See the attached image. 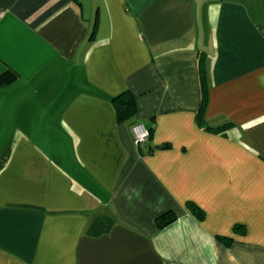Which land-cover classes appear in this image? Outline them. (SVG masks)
Segmentation results:
<instances>
[{
    "label": "crops",
    "instance_id": "crops-1",
    "mask_svg": "<svg viewBox=\"0 0 264 264\" xmlns=\"http://www.w3.org/2000/svg\"><path fill=\"white\" fill-rule=\"evenodd\" d=\"M7 69L0 264H264V0H0Z\"/></svg>",
    "mask_w": 264,
    "mask_h": 264
},
{
    "label": "trees",
    "instance_id": "trees-1",
    "mask_svg": "<svg viewBox=\"0 0 264 264\" xmlns=\"http://www.w3.org/2000/svg\"><path fill=\"white\" fill-rule=\"evenodd\" d=\"M93 34H94V31H92L91 33L92 37H93ZM17 78H18V75L15 71H13L12 69H7L2 74H0V88L6 87L14 83L17 80ZM199 79H200V105H199V110L197 113V121H198V124L202 126L204 124L203 112L208 102V77H207V72L205 68V63L202 58L200 59V64H199ZM111 101L115 108L117 120L119 122H125L135 117L136 115L135 98L130 92L124 91L112 97ZM146 130L149 132L148 129ZM149 138H150V133H149ZM166 147L167 146L163 145V146H157L155 148L165 149ZM7 159H8L7 154H4L0 158V170L5 165ZM174 220H175V216L172 213L167 212L161 215L157 219L158 228H163L164 226L168 225ZM114 223H115V220L110 217H106V216L97 217L89 225L87 234L92 237L108 234L110 230L112 229V227L114 226ZM228 244L229 243L227 242L226 245Z\"/></svg>",
    "mask_w": 264,
    "mask_h": 264
},
{
    "label": "built area",
    "instance_id": "built-area-1",
    "mask_svg": "<svg viewBox=\"0 0 264 264\" xmlns=\"http://www.w3.org/2000/svg\"><path fill=\"white\" fill-rule=\"evenodd\" d=\"M132 133L136 147H143L149 138V132L144 128L143 125L137 124L132 127Z\"/></svg>",
    "mask_w": 264,
    "mask_h": 264
},
{
    "label": "clouds",
    "instance_id": "clouds-1",
    "mask_svg": "<svg viewBox=\"0 0 264 264\" xmlns=\"http://www.w3.org/2000/svg\"><path fill=\"white\" fill-rule=\"evenodd\" d=\"M135 126V125H134Z\"/></svg>",
    "mask_w": 264,
    "mask_h": 264
}]
</instances>
